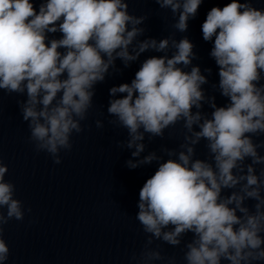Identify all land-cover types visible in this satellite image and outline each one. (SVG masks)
Returning <instances> with one entry per match:
<instances>
[{
  "label": "clouds",
  "instance_id": "9594fccd",
  "mask_svg": "<svg viewBox=\"0 0 264 264\" xmlns=\"http://www.w3.org/2000/svg\"><path fill=\"white\" fill-rule=\"evenodd\" d=\"M154 2L174 18L175 32L161 39H141L148 16L130 13L128 0H0V90L26 97L17 100L26 142L60 164L73 134L85 130L95 86L121 71L117 59L127 68L145 52L160 53L144 59L130 83L109 89L108 124L127 133L115 141L131 150L126 166L157 164L139 191L135 219L146 240L130 260L176 264L152 245L179 247L191 233L185 264H264V8L230 0L206 14L202 37L219 77L211 88L228 101L218 106L203 88L212 69L193 64L199 57L187 35L176 38L204 0ZM177 124L178 148L142 155L146 139H163ZM201 141L204 159L196 154ZM8 171L0 157V264L10 256L4 226L32 211L16 198Z\"/></svg>",
  "mask_w": 264,
  "mask_h": 264
}]
</instances>
